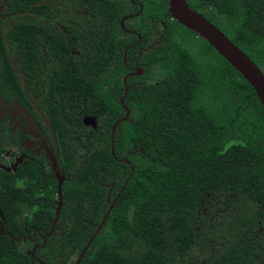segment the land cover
<instances>
[{
    "label": "trees",
    "instance_id": "trees-1",
    "mask_svg": "<svg viewBox=\"0 0 264 264\" xmlns=\"http://www.w3.org/2000/svg\"><path fill=\"white\" fill-rule=\"evenodd\" d=\"M167 1L0 0V88L36 86L64 176L53 224L50 168L0 169V264H264V109ZM186 1L264 75V0Z\"/></svg>",
    "mask_w": 264,
    "mask_h": 264
},
{
    "label": "flooded vegetation",
    "instance_id": "flooded-vegetation-1",
    "mask_svg": "<svg viewBox=\"0 0 264 264\" xmlns=\"http://www.w3.org/2000/svg\"><path fill=\"white\" fill-rule=\"evenodd\" d=\"M130 2H133V0H130ZM140 11L141 8L136 14H125L121 16L119 21L121 30L125 34L136 36L138 42L141 40L138 33L134 29L126 28L124 22L139 15ZM128 47L129 45H126L125 49H128ZM149 48L151 47L146 46L142 50L146 51ZM138 59L139 54L136 57L135 65L138 63ZM123 60L126 62L125 58ZM127 69L129 73L126 74L124 82L127 78L141 76L142 74L137 75L140 71L143 73V70L138 66H128ZM2 89L0 91V169L5 172H15L22 163L37 160L45 164V169L50 168L55 178L57 173L64 178L56 169L58 151L55 142L51 139L53 135L49 130L50 127L47 118L43 114L42 107L37 106L36 86L30 89L23 83L21 95L20 93L15 95L14 92L7 94ZM122 99L123 97L120 102ZM14 166L15 171L13 170ZM50 234H46V236L49 237ZM34 238L28 236L31 250L28 249L29 244L26 247L19 246H21V250L27 248L24 253L36 259L35 251L42 249L46 240L40 236L42 242L41 245H38L34 243ZM21 242L24 244L25 240L22 239Z\"/></svg>",
    "mask_w": 264,
    "mask_h": 264
},
{
    "label": "water",
    "instance_id": "water-1",
    "mask_svg": "<svg viewBox=\"0 0 264 264\" xmlns=\"http://www.w3.org/2000/svg\"><path fill=\"white\" fill-rule=\"evenodd\" d=\"M167 11L169 16L176 21L178 24L187 28L188 30L194 32L197 37L206 41L216 53L223 58L231 67H233L240 76L251 86L254 90L262 108L264 109V75L257 68V66L242 52L240 51L218 28L213 24L207 21L204 17L198 14L196 11L190 9L187 5L186 0H168L167 1ZM141 75L140 71L137 75ZM125 83V82H124ZM123 99L121 100L122 104ZM129 115V112L126 110V115L124 118L118 120L112 127V134L116 126L125 121ZM83 124L89 127H96L94 117H85L83 119ZM113 143V142H112ZM113 148V144L111 146ZM15 171V166L13 168ZM56 179L58 182V189L56 195V222L58 218V213L61 208V185L63 183V177L56 174ZM123 189V188H122ZM122 189L119 193L122 192ZM119 195V194H118ZM117 195V196H118ZM114 202L111 204L109 211L112 209ZM106 215V216H107ZM105 219V218H104ZM105 220L102 221L100 226L97 228V231L101 228V225ZM97 233V232H96ZM96 233L90 238L87 245L80 254V258L85 254L90 246L92 240L94 239ZM79 262H77L78 264ZM43 264V263H42Z\"/></svg>",
    "mask_w": 264,
    "mask_h": 264
}]
</instances>
